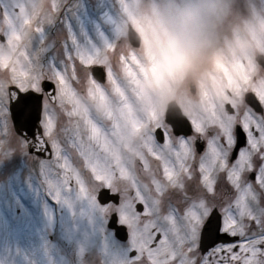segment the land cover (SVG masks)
Wrapping results in <instances>:
<instances>
[{
    "label": "snow or ice",
    "instance_id": "snow-or-ice-1",
    "mask_svg": "<svg viewBox=\"0 0 264 264\" xmlns=\"http://www.w3.org/2000/svg\"><path fill=\"white\" fill-rule=\"evenodd\" d=\"M104 8L49 0L32 15L0 0V168L21 148L43 162L45 214L73 252L62 264H264V101L137 128L79 114L70 97L116 78ZM25 256L9 246L0 264H34Z\"/></svg>",
    "mask_w": 264,
    "mask_h": 264
},
{
    "label": "rangeland",
    "instance_id": "rangeland-1",
    "mask_svg": "<svg viewBox=\"0 0 264 264\" xmlns=\"http://www.w3.org/2000/svg\"><path fill=\"white\" fill-rule=\"evenodd\" d=\"M22 2L32 15L48 12L49 0ZM98 2L105 5L111 36L102 58L116 78L92 93L82 90L78 98L70 97L79 114L92 111L137 128L147 120L162 121L171 101L196 122L226 116L229 102L242 107L247 92L264 101V68L255 61L264 54V0H206L204 42L195 53L179 58L168 53L179 38L175 23L180 0ZM129 25L141 36L137 48L128 41ZM20 151L12 164L0 168V260L11 246L13 255L18 249L34 264H49L53 258L62 264L73 252L63 243L59 219L54 228L45 214L51 206L36 174L43 162L36 164L26 148ZM18 206L25 211L18 212Z\"/></svg>",
    "mask_w": 264,
    "mask_h": 264
},
{
    "label": "clouds",
    "instance_id": "clouds-1",
    "mask_svg": "<svg viewBox=\"0 0 264 264\" xmlns=\"http://www.w3.org/2000/svg\"><path fill=\"white\" fill-rule=\"evenodd\" d=\"M206 0H180L182 7L176 12L178 40L169 55L174 58L195 53L204 42V8Z\"/></svg>",
    "mask_w": 264,
    "mask_h": 264
},
{
    "label": "water",
    "instance_id": "water-1",
    "mask_svg": "<svg viewBox=\"0 0 264 264\" xmlns=\"http://www.w3.org/2000/svg\"><path fill=\"white\" fill-rule=\"evenodd\" d=\"M128 39L129 42L134 46V47H139L141 43V37L140 35L136 32V30L130 25L128 28ZM256 61L264 67V55L260 54L256 57ZM194 92V88L192 89ZM251 92L246 93L245 95L249 94ZM245 97V96H244ZM169 113L174 114L176 116H183L185 117L179 107L176 105L175 102H171L168 104L167 112L166 115Z\"/></svg>",
    "mask_w": 264,
    "mask_h": 264
}]
</instances>
